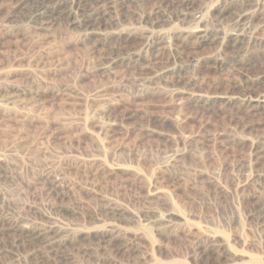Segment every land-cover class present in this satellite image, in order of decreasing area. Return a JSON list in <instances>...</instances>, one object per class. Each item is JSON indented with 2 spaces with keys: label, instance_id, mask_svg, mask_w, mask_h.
<instances>
[{
  "label": "rangeland",
  "instance_id": "374dc122",
  "mask_svg": "<svg viewBox=\"0 0 264 264\" xmlns=\"http://www.w3.org/2000/svg\"><path fill=\"white\" fill-rule=\"evenodd\" d=\"M59 1L0 0V264H264V0Z\"/></svg>",
  "mask_w": 264,
  "mask_h": 264
},
{
  "label": "bare ground",
  "instance_id": "6f19581e",
  "mask_svg": "<svg viewBox=\"0 0 264 264\" xmlns=\"http://www.w3.org/2000/svg\"><path fill=\"white\" fill-rule=\"evenodd\" d=\"M19 1V0H18ZM100 1V0H99ZM30 2H32V3H34L35 4V6H36V9H35V11H34V15L31 17V18H35V16H36V14L37 13H41L42 14V12L44 13V12H46V8H47V2H48V0H20V6H25L26 4H29ZM57 3H59V7L57 8V10H56V12L58 11V9H61L60 8V6H65V5H67L68 3H70L68 0H61V1H59V2H57ZM74 3V2H73ZM82 3V2H81ZM91 3V2H90ZM95 3H97V2H95ZM109 3V2H108ZM52 4H54V3H52ZM79 4V3H78ZM69 5V4H68ZM67 5V6H68ZM84 5V4H83ZM105 5V4H104ZM85 6V5H84ZM90 6H91V4H90ZM101 6V5H100ZM106 6V5H105ZM77 7H79V6H77ZM24 8V7H23ZM33 8V7H32ZM90 8V7H89ZM63 9V8H62ZM23 10V9H22ZM52 10H54V9H52ZM51 10V11H52ZM87 10V9H86ZM107 10V9H106ZM105 10V11H106ZM51 11H49V13L50 14H53ZM65 11V10H64ZM27 12V11H26ZM61 12H62V10L59 12H57V13H60L61 14ZM103 12V11H102ZM28 13V12H27ZM26 13V14H27ZM89 13V12H88ZM91 13V12H90ZM81 14V13H80ZM83 14V13H82ZM68 15V14H67ZM70 15V14H69ZM74 15V14H73ZM102 15V14H101ZM100 15V16H101ZM29 16V15H28ZM53 16V15H52ZM55 17V16H54ZM98 18H99V16H97ZM46 18V17H45ZM50 18H52V17H50ZM36 19V18H35ZM106 19V18H105ZM105 19H104V21H105ZM34 20V19H33ZM42 20V19H41ZM50 20V19H49ZM52 20V19H51ZM35 21V20H34ZM52 21H54V20H52ZM52 21H50V23L52 22ZM60 21V20H59ZM62 21H64V20H62ZM66 21V20H65ZM107 21V20H106ZM31 22V21H30ZM36 22V21H35ZM38 22V21H37ZM80 22V21H79ZM83 22V21H82ZM81 22V23H82ZM39 23V22H38ZM48 23V22H47ZM108 23V22H107ZM111 23V22H110ZM109 23V24H110ZM30 24H32V23H30ZM46 24V23H45ZM55 24V23H54ZM101 24V23H100ZM39 25V24H38ZM102 25H103V23H102ZM106 25V24H105ZM44 26V25H43ZM95 26V25H94ZM104 26V25H103ZM76 28V27H75ZM111 28V27H110ZM84 29H85V32L87 33V34H91V33H96L95 32V30H96V28H94L92 25L91 26H89V23H85L84 24ZM102 29V28H101ZM99 34H101V33H99ZM88 36V35H87ZM217 37V36H216ZM247 37V36H246ZM243 39V38H242ZM233 40H234V42H236L237 44L238 43H240L241 42V36H240V34H236V35H234V37H233ZM243 42V41H242ZM239 47V46H238ZM244 47V46H243ZM114 57V56H113ZM241 60V59H240ZM159 70V69H158ZM155 74V73H154ZM149 81V80H148ZM141 86V85H140ZM5 159V158H4ZM44 180H46V179H44ZM46 185L48 186V188H49V191H51V192H57L58 190V185H57V183L56 182H54V181H52V180H47V182H46ZM47 188V187H46ZM1 200H3V199H1ZM24 237V240L26 239V240H37V241H41L42 243H44V244H46V245H48V246H52L51 244L52 243H50V242H46V241H44L45 239H46V236L44 235V234H41V233H37V234H33V231H32V233H26V234H22ZM48 236V235H47ZM56 238V237H55ZM22 240V239H21ZM62 243V242H61ZM43 245V244H42ZM61 245V244H60ZM59 246V245H58ZM40 248V247H39Z\"/></svg>",
  "mask_w": 264,
  "mask_h": 264
}]
</instances>
